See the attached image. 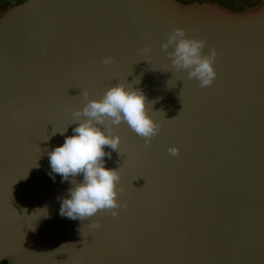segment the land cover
Masks as SVG:
<instances>
[{
  "label": "water",
  "instance_id": "water-1",
  "mask_svg": "<svg viewBox=\"0 0 264 264\" xmlns=\"http://www.w3.org/2000/svg\"><path fill=\"white\" fill-rule=\"evenodd\" d=\"M177 27L216 50L211 86L161 50ZM126 77L160 131L145 146L114 128L116 216H61L71 184L53 180L47 153L72 135L83 92ZM2 261L264 264V0H0Z\"/></svg>",
  "mask_w": 264,
  "mask_h": 264
},
{
  "label": "clouds",
  "instance_id": "clouds-1",
  "mask_svg": "<svg viewBox=\"0 0 264 264\" xmlns=\"http://www.w3.org/2000/svg\"><path fill=\"white\" fill-rule=\"evenodd\" d=\"M206 43L203 39L187 36L185 29L177 27L168 34L161 50L173 69L185 71L188 79L196 80L201 88H206L213 84L217 75V52L213 48L205 54ZM144 51L150 53L151 48ZM114 60V57L108 56L103 58L102 63L108 65ZM133 83L138 84L139 79ZM133 83H129L126 77V82L109 86L99 98L90 99L89 93L83 92L82 107L71 110L72 121L68 126L75 125L72 135L66 136L63 144L48 151L53 180L54 174H58L61 182L71 184L67 190L69 195L61 198V216L84 221L100 211H109L113 216L118 214L121 207L118 199L121 190L117 187L121 178L120 167L107 168L104 162L105 156L111 157V152H105V147L120 153L121 138L114 128L126 124L144 139L145 146L160 131V124L146 106V102L151 104L152 110V103L143 91L133 87ZM68 126L59 133H65ZM168 152L177 156L179 149L170 146ZM81 174L83 179L77 181L76 177ZM95 227H99L98 222Z\"/></svg>",
  "mask_w": 264,
  "mask_h": 264
},
{
  "label": "flooded vegetation",
  "instance_id": "flooded-vegetation-1",
  "mask_svg": "<svg viewBox=\"0 0 264 264\" xmlns=\"http://www.w3.org/2000/svg\"><path fill=\"white\" fill-rule=\"evenodd\" d=\"M0 264H5V262L2 261V262H0Z\"/></svg>",
  "mask_w": 264,
  "mask_h": 264
}]
</instances>
